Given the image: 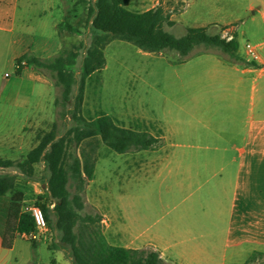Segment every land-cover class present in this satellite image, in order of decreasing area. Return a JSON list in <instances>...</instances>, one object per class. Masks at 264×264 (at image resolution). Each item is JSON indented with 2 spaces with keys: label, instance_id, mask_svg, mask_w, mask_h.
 <instances>
[{
  "label": "crops",
  "instance_id": "0c3cea01",
  "mask_svg": "<svg viewBox=\"0 0 264 264\" xmlns=\"http://www.w3.org/2000/svg\"><path fill=\"white\" fill-rule=\"evenodd\" d=\"M88 1L71 2L73 8L80 4V10L85 12L81 17L74 15L77 33L66 29L69 38L79 43V54L83 45L85 50L88 48ZM149 1L154 3L151 8L136 13L158 6L173 10L161 0H131L129 6L143 7ZM213 1L194 0L199 6L197 23L188 28L210 29L224 13V27L234 29L238 42L234 24L241 22L246 43L258 47L259 59H249L246 50L244 54L238 51L237 60L212 48L200 50L201 46L184 62L179 54L177 63L170 62L175 76L163 79L166 97L162 108L154 112L148 128L138 131L160 139L161 146L130 152L123 159L128 166L129 186L122 194L124 203L119 205L114 189H103L97 195L91 192L100 165L107 176L116 177L121 160L117 155H125L101 143L85 199L101 214L104 234L113 246L150 249L167 264H264V0H229L224 12ZM176 2L185 6L181 15H186L190 1ZM206 5L207 11L202 10ZM56 7L57 0H0V60L3 54L18 52L24 46L28 11L39 13V20H43L47 11ZM175 16H171L174 23ZM55 28L60 31V25ZM62 50L64 42L51 53L39 48L31 55L21 50L13 57L17 61L26 56L48 61ZM80 58L81 55L77 65ZM20 72L21 79L26 77L33 83L31 98L22 99L17 94L11 100L29 109L19 128H8L0 139V158L15 163L22 162L38 146L43 132L58 122V86L54 77L31 65H25ZM82 114L88 121L103 114L109 116L91 100L87 85ZM59 127L62 137L63 127ZM0 174L17 177L18 190L24 196L22 211L37 204L46 191L48 195L44 162L35 166L31 178L17 168L0 169ZM43 179L46 183L42 185ZM10 204L9 196H0V256L1 251H14L22 239L18 237L11 249L4 248ZM24 264L33 263L28 259ZM51 264H72V259H67L62 250Z\"/></svg>",
  "mask_w": 264,
  "mask_h": 264
},
{
  "label": "trees",
  "instance_id": "16d2710c",
  "mask_svg": "<svg viewBox=\"0 0 264 264\" xmlns=\"http://www.w3.org/2000/svg\"><path fill=\"white\" fill-rule=\"evenodd\" d=\"M130 2L95 0L93 4L87 3V25L92 33V42L86 49L79 81L76 65L80 54L76 49L80 46L73 50L64 49L48 61L29 56L17 61L18 64L25 61V65L50 71L56 85L62 87V98L57 99L58 122L49 131L43 132L38 146L22 162L0 158V169L17 168L31 178L35 166L45 163L48 200L54 208L48 203H41V199L37 205L43 209L48 224H52V216H55V228L62 235L63 244L70 248L73 264H167L153 250H133L111 245L104 234L102 216L82 215L86 208L83 202L85 189L94 177L101 143L118 154L147 151L161 146L160 139L147 132L120 127L106 114L93 121L83 117L87 81L90 76L105 69L106 48L113 41L121 40L144 53L161 55L166 51H175L180 54V61L184 62L197 47L204 46L221 49L239 60L237 40L227 42L221 35L210 34L207 28H188L185 36L177 38L165 30L166 25L172 27L174 22L162 6L136 13L128 10ZM67 29L77 33L71 25H67ZM17 73L20 74V70ZM76 85L78 92L73 109L70 110ZM68 117H71L74 125L64 136L59 137V120L64 122ZM72 147L75 153L73 156L69 154ZM69 158L72 161L70 164ZM71 180L74 194L70 192ZM0 196L11 198L3 243L5 249H11L21 234L35 230V221L31 214L22 211L24 196L18 190L15 175L0 174Z\"/></svg>",
  "mask_w": 264,
  "mask_h": 264
},
{
  "label": "rangeland",
  "instance_id": "374dc122",
  "mask_svg": "<svg viewBox=\"0 0 264 264\" xmlns=\"http://www.w3.org/2000/svg\"><path fill=\"white\" fill-rule=\"evenodd\" d=\"M72 1L76 0H57V7L53 11H47L44 19L39 20V13H35L33 10L26 11V21L24 26V46L19 47L18 52H11L3 54L0 60V139L5 136V132L8 128L17 130L20 123L26 119L28 106L23 102L22 107L17 106L15 102L11 100L12 96L20 94L22 99L30 100L33 83L28 78L21 79V75L17 73V60L13 57L21 50L27 51L28 55L34 51H39V48H43L48 53L55 51L56 47H60L64 42L65 50H73V46L78 47L79 43L70 39L68 32L66 31L67 25L74 26V15L78 17L84 14V10H80V4L73 8ZM136 2L138 0H135ZM189 6H187L186 15H181L184 11L183 4H176V0H161L166 2L167 6L171 8V12L166 11L168 14L176 15L174 26H165V30L174 35L177 38H181L186 35L188 27L196 25V11L199 8L194 0H189ZM239 3L240 0H237ZM95 0H89L88 4H93ZM135 2V3H136ZM215 6L222 9L224 12L225 6H227L229 0H214ZM149 1L148 4L140 7L133 5L128 6V10L141 12L151 8L154 3ZM83 5V4H82ZM211 4L209 7H212ZM202 10L208 9V5L201 8ZM84 16V15H83ZM221 19V20H220ZM227 19L224 13L218 16L216 25H213L208 29L212 35H221L224 24ZM61 25L60 31L55 28V25ZM46 27L43 29V26ZM234 28L238 31V43L239 53L244 54L246 38L242 32L245 27L241 22L234 24ZM61 34V35H60ZM92 33L89 32L87 36V47L91 45ZM252 44V43H251ZM200 50L205 49L204 46L200 47ZM216 51H222L218 48H212ZM58 53V52H57ZM86 50L82 49L79 59V65H77V81L80 76V65L85 57ZM60 54V53H59ZM58 54V55H59ZM225 54V53H222ZM106 67L101 72L93 74L87 81V90L91 100L94 99L95 104L105 110L109 116L115 121V124L131 129L134 131H144L148 128L152 121V115L154 112L160 111L165 101V85L166 81L163 79L169 76H175V69L170 66V62L177 63L179 59V53L175 51H166L163 55H151L144 53L134 45L121 40H115L107 48L105 52ZM225 56V55H223ZM57 57V56H56ZM21 64V63H20ZM43 71L52 75L48 70ZM21 73V72H20ZM6 75L10 76V79H6ZM55 80V79H54ZM78 92V85L74 87L72 94V104L69 109H73V103L75 95ZM58 98H62V87H58ZM61 111V108H59ZM99 111V110H98ZM160 113V112H159ZM63 129L61 134H66L69 129L74 125L71 117L62 122L59 120ZM72 156L74 154V147L70 149ZM113 153V151L110 150ZM115 154V153H113ZM121 156V160L118 163L120 172L116 177L107 176L103 171L102 165L99 167L98 177L95 185L92 187V195H97L103 189L113 190L118 192V204H123L125 194L129 186V176L127 170V162L123 161L128 156V153ZM71 158L68 159L70 164ZM48 176V174H47ZM41 179V178H40ZM40 181V180H39ZM48 181V179H47ZM42 185L45 184V180H41ZM87 188V187H86ZM70 192L75 193L74 184L70 182ZM47 191L45 195H42L41 203L52 204L47 199ZM38 199V200H39ZM109 198L108 201L112 200ZM83 202L86 204L85 196ZM52 209L54 208L51 207ZM99 211L95 210V207L86 204V208L82 215L98 214ZM101 216V214H99ZM55 216H52V224H49L48 231L42 237L40 243L34 246L31 242L19 239L14 251H1L0 261H5L6 264H24L28 259H31L33 264H51L52 260L58 257L62 250L66 258L72 259V253L70 248L63 244L62 235L55 228ZM46 237V238H45ZM106 237V236H105ZM107 240V238H106ZM108 241V240H107ZM119 246V245H115ZM123 247V246H121ZM2 257V258H1ZM73 264V260H72Z\"/></svg>",
  "mask_w": 264,
  "mask_h": 264
},
{
  "label": "built area",
  "instance_id": "2783aa9c",
  "mask_svg": "<svg viewBox=\"0 0 264 264\" xmlns=\"http://www.w3.org/2000/svg\"><path fill=\"white\" fill-rule=\"evenodd\" d=\"M221 38L227 42H232L236 40L234 29L231 27L225 28L221 32ZM246 54L249 59L256 61L259 59L258 47L251 43H246L245 45ZM26 62L18 64L17 70H21L24 67ZM8 77V75H7ZM23 213L31 214L35 221V230L23 233L20 237L24 240H27L32 243H40L45 232L49 229V224L46 219L43 209L37 204L27 206L23 209Z\"/></svg>",
  "mask_w": 264,
  "mask_h": 264
}]
</instances>
